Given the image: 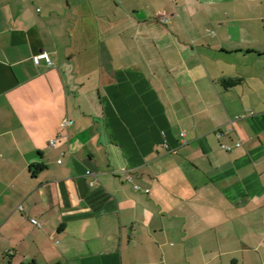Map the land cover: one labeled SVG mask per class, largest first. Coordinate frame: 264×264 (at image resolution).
<instances>
[{
    "label": "crops",
    "instance_id": "obj_1",
    "mask_svg": "<svg viewBox=\"0 0 264 264\" xmlns=\"http://www.w3.org/2000/svg\"><path fill=\"white\" fill-rule=\"evenodd\" d=\"M151 2L0 0V264H264V0Z\"/></svg>",
    "mask_w": 264,
    "mask_h": 264
},
{
    "label": "trees",
    "instance_id": "obj_2",
    "mask_svg": "<svg viewBox=\"0 0 264 264\" xmlns=\"http://www.w3.org/2000/svg\"><path fill=\"white\" fill-rule=\"evenodd\" d=\"M245 81V78L244 76H237V77H225V78H222L220 80V84L225 87V88H233L235 86H238L240 84H242L243 82ZM252 111H250V115H253L251 114ZM38 168L39 169H43L45 168V164L44 163H41L38 165ZM22 264H40L39 262H37L35 259L33 260H30L26 263H22ZM53 264H62L61 262H56V263H53Z\"/></svg>",
    "mask_w": 264,
    "mask_h": 264
},
{
    "label": "built area",
    "instance_id": "obj_3",
    "mask_svg": "<svg viewBox=\"0 0 264 264\" xmlns=\"http://www.w3.org/2000/svg\"><path fill=\"white\" fill-rule=\"evenodd\" d=\"M251 114H253V112H251ZM237 118H238V117H237ZM68 122H69L68 119L65 118V119H63V121L61 122L60 126H63L64 124H66V123H68ZM54 141H55V140H52L51 142L54 143ZM236 145H237V146H240V145H241V142H238ZM224 147H225L226 149H228V150L231 149V147H230V146H227V145H224ZM87 173L91 176V180H90L91 185H94V183H95L96 180H97V174H96L94 171H92V170H88ZM136 187L139 188V186H136ZM147 191H148V190H147ZM33 222L36 223V224L39 223L36 219H33Z\"/></svg>",
    "mask_w": 264,
    "mask_h": 264
},
{
    "label": "rangeland",
    "instance_id": "obj_4",
    "mask_svg": "<svg viewBox=\"0 0 264 264\" xmlns=\"http://www.w3.org/2000/svg\"><path fill=\"white\" fill-rule=\"evenodd\" d=\"M161 3H172L173 4V2H172V0H159ZM154 2V1H153ZM135 3H136V5H140V6H142L143 4H149V3H152L151 2V0H135ZM138 3V4H137ZM130 3L129 4H127V8H130ZM131 9V8H130ZM91 35H93V30H92V34Z\"/></svg>",
    "mask_w": 264,
    "mask_h": 264
}]
</instances>
